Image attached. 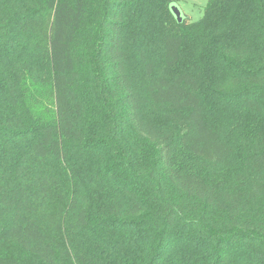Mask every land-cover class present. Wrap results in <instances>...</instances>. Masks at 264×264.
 I'll use <instances>...</instances> for the list:
<instances>
[{"label": "trees", "instance_id": "trees-1", "mask_svg": "<svg viewBox=\"0 0 264 264\" xmlns=\"http://www.w3.org/2000/svg\"><path fill=\"white\" fill-rule=\"evenodd\" d=\"M0 0V264H264V0Z\"/></svg>", "mask_w": 264, "mask_h": 264}, {"label": "rangeland", "instance_id": "rangeland-1", "mask_svg": "<svg viewBox=\"0 0 264 264\" xmlns=\"http://www.w3.org/2000/svg\"><path fill=\"white\" fill-rule=\"evenodd\" d=\"M208 0H177L176 6L184 18L195 21L202 16L203 7Z\"/></svg>", "mask_w": 264, "mask_h": 264}, {"label": "water", "instance_id": "water-1", "mask_svg": "<svg viewBox=\"0 0 264 264\" xmlns=\"http://www.w3.org/2000/svg\"><path fill=\"white\" fill-rule=\"evenodd\" d=\"M170 10L178 22H181L182 19H184V16L181 14V11L175 3L170 5Z\"/></svg>", "mask_w": 264, "mask_h": 264}]
</instances>
